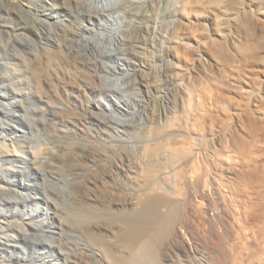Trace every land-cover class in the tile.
<instances>
[{
    "label": "bare ground",
    "instance_id": "obj_1",
    "mask_svg": "<svg viewBox=\"0 0 264 264\" xmlns=\"http://www.w3.org/2000/svg\"><path fill=\"white\" fill-rule=\"evenodd\" d=\"M166 1L174 3L164 12L175 26H167L170 31L165 34L159 32L158 25L151 19L163 0H38L42 6L36 5L37 0H0V30L9 36L29 31L27 24H23L24 13L36 18L38 24L50 19L62 21L56 11L73 4L75 11L67 13L66 19L72 22L85 14L83 11H87L91 19L96 18L101 23L99 28L88 30L93 35L96 31L100 33V40L91 38V42L96 49H104L105 43L116 42L118 38L124 41L118 36L115 20L125 15L144 19V24L136 26L135 43H142L144 47L153 38L161 43L167 52L161 60L163 79L156 82V87L152 86L146 81L149 80L147 73L148 77L136 83L139 106L114 99L113 88L121 86L114 80L110 81L114 84L107 87L111 96L103 99L105 107L114 113L112 116L119 112L124 113V117L130 116L120 121L124 132L118 129L116 133L132 131L144 140L138 162L142 192L157 194V199L153 198L166 209L156 230L138 240L142 255H130L128 261L156 264V258L149 252L158 242L164 258H169L163 264H264V0ZM125 3L129 6L126 5L120 15L116 10ZM79 8L84 10L79 11ZM59 26L65 29L67 23ZM80 27L76 29L82 32ZM196 27H202L206 34H197ZM42 44L43 47L51 45ZM1 48H7V43ZM99 51L102 58L107 53ZM10 62V59L6 61V70ZM195 63L203 69L195 70ZM123 68H126L124 64ZM138 68L143 72L146 66L140 64ZM5 81L2 79L0 87H4ZM49 86L47 83L41 95L38 91L39 100L49 99L46 96L51 90ZM159 86H165L166 95L159 97ZM22 100L4 94L0 108L5 107L7 111L3 116H15L14 104ZM25 136L26 132L18 128L0 132V144H4V151H0V183L5 184V187L0 186V193L9 192L15 199L26 198L29 202L22 212L15 202L0 203L1 225L17 218L20 224L15 227H18L16 232L6 225L0 231V246L8 251L21 240L29 242L31 237L47 234L45 223L51 216L50 209L34 207L31 189L35 187L30 181L25 178L17 182L10 175V172L25 174L27 159H36L35 153L25 149L22 140ZM7 142L12 145L8 153L15 157L21 154L13 163L15 167L10 169L11 164L5 158ZM123 160L113 167L127 179ZM137 179V186L141 185L140 178ZM243 179L250 185L246 186L247 180ZM95 180L97 182L98 178ZM179 210L183 211L182 216ZM210 210L213 216L208 214ZM27 246L19 262L46 264L44 243ZM143 246L148 248L142 251ZM7 260L13 263L12 258ZM56 261L50 260L47 264H57Z\"/></svg>",
    "mask_w": 264,
    "mask_h": 264
},
{
    "label": "rangeland",
    "instance_id": "obj_2",
    "mask_svg": "<svg viewBox=\"0 0 264 264\" xmlns=\"http://www.w3.org/2000/svg\"><path fill=\"white\" fill-rule=\"evenodd\" d=\"M163 1L165 2L161 3L158 12L151 19L158 25L159 32L165 34L167 30L170 31L168 27L175 26L164 12L165 9L169 11L174 3ZM54 3L57 4L55 1ZM36 5L42 6L38 0ZM69 5L56 11L62 21L50 19L39 21L38 24L36 18L24 13L23 24H27L26 29L29 28V31L22 30L17 36H9L0 30V46H6L7 43V48L0 49V85L3 83L2 79L6 80L4 87H0V100L4 94L20 97V100L23 98L21 103L19 101L14 104L13 117H4L7 109L0 108V130L18 128L25 131L26 136L22 139L25 149L36 154L35 160L24 157L29 161L25 174L15 175L10 172V175L17 182L26 178L35 187L31 190L34 193L32 203L36 209L51 210L50 220L45 223L47 234L31 237L29 242L21 240L20 244L9 251L0 246V264H25L19 262V257L24 254V248L28 250L27 245L31 243H44L46 255L43 261L46 264L55 259L57 264H131L128 261L130 255H142L138 244L142 236L154 232L166 215L165 207H161L156 201L157 194L142 192V172L138 168V162L141 160L144 140L132 131L125 132L126 134L116 133L118 129L124 132L120 121L130 116L124 117L121 112L112 116L114 113L105 107L104 101L111 96L107 87L114 84L110 82L114 80L113 82L121 83L117 88L111 87L114 99L128 102L133 107L139 106L140 93L135 89L136 83L148 77L149 73V80L146 81L156 87V82L165 75L161 60L167 52L155 38L152 39L154 42L149 39L150 43L144 47L142 43H135L134 32L138 25L144 24V19L130 15L114 22L119 28L118 36L124 38V41L118 38L116 42L105 43L106 48L96 49L91 38L99 41L100 33L96 31L93 35L88 28H99L101 23L96 18L91 19L87 11L70 22L66 19V14L75 11V8L73 4ZM126 5L129 6L121 4L116 12L122 15ZM81 7L84 8L83 3ZM62 23H67L65 29L59 28ZM79 26L82 32L76 29ZM197 29V34L206 31L202 27ZM42 43L51 45L43 47ZM214 44L216 43L213 42ZM99 50L107 52L103 58ZM8 59L11 64L6 70ZM140 64L146 66L143 72L138 70ZM194 67L197 71L203 69L198 63ZM45 82L50 84L52 91L49 88L46 95L49 99L45 97V100H39L47 89ZM165 90V86L160 87L159 97L166 95ZM38 91L42 93L39 95ZM18 144L19 142L13 145ZM3 145L0 144L2 152ZM6 146L5 158L11 164L10 169L15 167L13 163L21 154L15 157L8 153L12 145L7 142ZM122 160L126 162L124 171L129 177L127 179L113 167ZM95 178H98L97 182ZM137 178H140L141 185L137 186ZM246 183V186L250 185L248 180ZM4 185L0 183V186ZM11 201L18 204L19 212L29 203L26 198L15 199L9 192L0 193V203L7 204ZM208 214L213 216L214 212L210 210ZM182 215L183 211L179 210V216ZM17 219L2 225L0 222V231L6 225L16 232L18 227H15L20 225ZM142 248L143 251L148 247ZM149 253L156 258V264L169 260L164 258L158 242L154 243ZM8 258H12L13 263L8 262ZM144 263L145 261L141 264Z\"/></svg>",
    "mask_w": 264,
    "mask_h": 264
}]
</instances>
